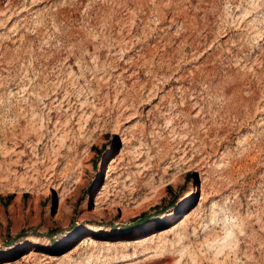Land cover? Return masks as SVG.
<instances>
[{
	"label": "rangeland",
	"instance_id": "obj_1",
	"mask_svg": "<svg viewBox=\"0 0 264 264\" xmlns=\"http://www.w3.org/2000/svg\"><path fill=\"white\" fill-rule=\"evenodd\" d=\"M138 1L0 0V264H264V0Z\"/></svg>",
	"mask_w": 264,
	"mask_h": 264
},
{
	"label": "bare ground",
	"instance_id": "obj_2",
	"mask_svg": "<svg viewBox=\"0 0 264 264\" xmlns=\"http://www.w3.org/2000/svg\"><path fill=\"white\" fill-rule=\"evenodd\" d=\"M140 2H141V0H139ZM139 1H138V4H139ZM136 4H137V2H136ZM133 5V4H132ZM159 18H160V16H159ZM257 21H259V20H257ZM254 28H256V25H254L253 26ZM256 31V30H255ZM194 46V45H193ZM130 51V50H129ZM173 58V57H172ZM153 59V58H152ZM152 178V177H151ZM151 180H153V178L151 179ZM152 182V181H151ZM151 182H148V183H146L147 184V186L149 185L150 186V184H151ZM153 183V182H152ZM73 184V183H72ZM77 184V183H76ZM72 186V185H71ZM75 187V186H74ZM109 185H104V187H103V191L101 192V194H105L106 192H108L109 191ZM151 187V186H150ZM71 188V187H70ZM139 191V190H138ZM138 191H137V189L134 187V188H132L131 189V193H130V196L131 197H133V198H135L136 196H137V194H139L138 193ZM212 218L210 219V221L211 222H213L216 226H217V224H218V222H219V219H217L218 217H222L223 218V222H222V229L224 230V236L222 237V236H219V235H216V237L214 238V241H217L219 244H220V246H221V250L220 251H222L223 249H225V248H227V247H230L231 249L236 245V242H237V236L234 238V239H232L233 238V235H234V233H235V228H237L238 227V220H239V218L237 217V220H236V222L235 221H233V219L235 218V217H231L230 218V216L228 215V211H227V209H225V208H221V210L219 211H216V210H214L213 212H212ZM232 220V221H231ZM216 228V227H215ZM181 239H179V241H180ZM235 240H236V242H235ZM165 243H167V242H165ZM187 249V247L186 246H183V250H181V252H182V255H184L186 252H185V250ZM188 252V251H187ZM189 253V252H188ZM96 256V258L97 259H99L100 258V256H101V252L100 253H98L97 255H95V254H92L91 256H89V257H87L86 258V260H90L92 257H95ZM105 255H103L102 257H104ZM124 257H126V256H124ZM191 258H192V260L195 262V258H194V255L193 254H191ZM63 264V263H62ZM69 264H83V262H75V263H69Z\"/></svg>",
	"mask_w": 264,
	"mask_h": 264
}]
</instances>
